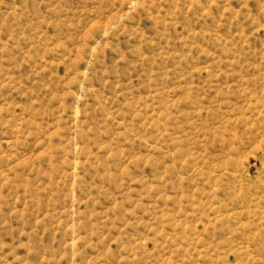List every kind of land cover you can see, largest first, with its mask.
Masks as SVG:
<instances>
[{"label": "rangeland", "instance_id": "rangeland-1", "mask_svg": "<svg viewBox=\"0 0 264 264\" xmlns=\"http://www.w3.org/2000/svg\"><path fill=\"white\" fill-rule=\"evenodd\" d=\"M0 264H264V0H0Z\"/></svg>", "mask_w": 264, "mask_h": 264}]
</instances>
